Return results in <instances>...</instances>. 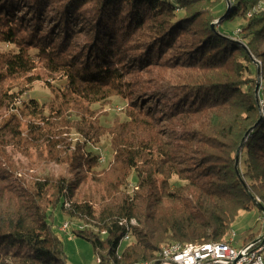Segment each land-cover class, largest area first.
I'll use <instances>...</instances> for the list:
<instances>
[{
    "label": "trees",
    "instance_id": "obj_1",
    "mask_svg": "<svg viewBox=\"0 0 264 264\" xmlns=\"http://www.w3.org/2000/svg\"><path fill=\"white\" fill-rule=\"evenodd\" d=\"M228 3L0 0V43L14 46L0 53V86L37 63L64 80L57 107L23 101L24 128L0 119V264H66L48 221L56 209L82 224L73 233L98 264H157L172 244L226 243L240 212L261 213L264 0ZM20 93L1 86L0 108ZM122 103L123 119L103 125L100 107ZM104 138L111 158L100 166ZM32 151L31 164L15 161Z\"/></svg>",
    "mask_w": 264,
    "mask_h": 264
},
{
    "label": "rangeland",
    "instance_id": "obj_2",
    "mask_svg": "<svg viewBox=\"0 0 264 264\" xmlns=\"http://www.w3.org/2000/svg\"><path fill=\"white\" fill-rule=\"evenodd\" d=\"M227 1L228 0H226V2ZM237 23L235 26L238 25ZM16 35L18 36V33H16ZM77 37V44H81V46L84 42L88 41V37L85 35H77ZM76 40L74 41V44H76ZM13 47L11 45L0 43V53L4 54V52ZM75 48L76 46L70 49L75 50ZM3 60L5 59L3 58ZM4 69L5 68L1 66L0 73L4 72ZM5 76L6 75H4L2 79H4ZM57 77L58 76L53 77L49 75L44 66L38 63L29 74L7 77L5 79L6 81L1 85L3 87L4 93H9L14 89L17 90L19 88L21 89L22 94L20 93L18 98H14V100L12 99L13 103L9 107L4 105L0 108V119L6 121L10 118V116H16L21 128H24L23 126L25 122L30 120L31 117L28 116V111L25 109V107H23V101L27 103L29 102L30 98L35 99L39 104H45L47 108L57 107L60 97H62L60 96V93L64 84V80H59ZM29 95L32 97H27ZM100 108L101 113L105 112L104 115L107 114L105 117L100 119L103 125H110L115 117L121 120L123 119L124 103L114 106V108H110L107 105H103ZM33 121L38 123V118L33 119ZM72 138L77 139L78 136L72 134ZM97 150V153H100L101 159L103 158V160H105V162H99V165H104V163H106V161L110 160L111 158L110 147L107 138H104L101 141ZM15 161H18L21 164L29 165L35 161V151H32L28 158H23L16 154ZM41 165L42 168H45V172L50 173L51 175H64L68 178L73 177V175L69 173L68 167L57 166L54 164ZM25 170L26 169H21L19 171L20 173L17 174V177H20L21 174L25 172ZM34 172L36 173V171L33 169L28 170V173L30 174H33ZM130 184L134 185V180L130 179ZM51 213L52 217L48 218V221L52 223V231L56 237L59 238L63 245L66 264H98V259H96L92 245L89 242L76 237L73 233L74 229L78 225L82 224L77 220L70 219L68 216L64 215L60 209L53 210ZM65 223L68 224V229L62 231V227ZM89 226L88 229L97 231L95 228H93V226ZM232 231L235 234V247H240L245 243V241H249L250 238L254 239L253 241L255 242L264 235V217L255 209L248 212H240L238 218L233 224ZM249 235L253 236L248 238ZM128 241L129 239L124 240L122 243H126Z\"/></svg>",
    "mask_w": 264,
    "mask_h": 264
},
{
    "label": "built area",
    "instance_id": "obj_3",
    "mask_svg": "<svg viewBox=\"0 0 264 264\" xmlns=\"http://www.w3.org/2000/svg\"><path fill=\"white\" fill-rule=\"evenodd\" d=\"M62 229L65 231L64 225ZM234 237L235 234L232 235V246L227 249L208 246L203 249L190 248L185 252H177V256L173 259H165V253H163L160 264H197L202 261H211L215 264H264V261H261V241L235 247ZM126 238L129 237H124L123 240Z\"/></svg>",
    "mask_w": 264,
    "mask_h": 264
},
{
    "label": "bare ground",
    "instance_id": "obj_4",
    "mask_svg": "<svg viewBox=\"0 0 264 264\" xmlns=\"http://www.w3.org/2000/svg\"><path fill=\"white\" fill-rule=\"evenodd\" d=\"M100 161L102 162L103 160ZM130 187H133V185H130ZM131 225H135L136 223L134 221L130 222ZM131 225H128L130 228L132 227ZM82 227L80 226L79 229H81ZM64 229H68V224H64ZM63 231V229H62ZM129 230L127 231V234L125 235V237H129ZM234 234V232L231 233V236L228 240V242L226 243H208V244H186V245H181V244H172L170 246L165 247L161 253L159 254V259L157 260V264L161 263V256L163 253H165V259H173L175 256H177V252H185L186 250L193 248V249H203L205 247H214L216 249H227V247L232 246V235ZM125 240H128V238H126ZM124 241V240H123ZM260 251H261V261H264V242L261 241L260 244ZM97 263H99V260H97ZM138 264H155V262H142V263H138ZM164 264H171V263H164ZM197 264H215L211 261H202L199 262Z\"/></svg>",
    "mask_w": 264,
    "mask_h": 264
},
{
    "label": "water",
    "instance_id": "obj_5",
    "mask_svg": "<svg viewBox=\"0 0 264 264\" xmlns=\"http://www.w3.org/2000/svg\"><path fill=\"white\" fill-rule=\"evenodd\" d=\"M230 7V5H229V3H228V1H227V12L229 11V8ZM226 12V13H227ZM226 15V14H225ZM221 19H223V18H221ZM219 22V21H218ZM218 22H216V23H218ZM212 27H213V25H212ZM258 73H259V68H258ZM259 79H258V82H257V85H256V88H255V96H256V98L258 99V88H259ZM260 122V121H259ZM237 161H238V152H237V155H236V164H237ZM235 164V165H236ZM258 206V208H259V210L261 211V214L263 215V217H264V207L263 206H261V205H257ZM259 241H262V242H264V235L261 237V238H259L258 240H256L255 242L257 243V242H259ZM184 245H186V244H184ZM160 254V253H159Z\"/></svg>",
    "mask_w": 264,
    "mask_h": 264
}]
</instances>
